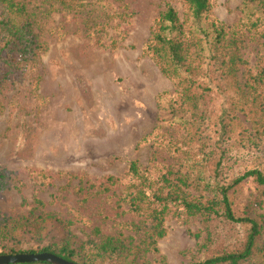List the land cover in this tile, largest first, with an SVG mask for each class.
<instances>
[{
    "label": "trees",
    "instance_id": "obj_1",
    "mask_svg": "<svg viewBox=\"0 0 264 264\" xmlns=\"http://www.w3.org/2000/svg\"><path fill=\"white\" fill-rule=\"evenodd\" d=\"M180 1L183 15L167 3L143 49L173 88L157 97L167 116L140 140L151 146L150 164L131 162L126 179L101 183L69 174L78 181L81 209L115 198L111 213L100 215L115 233L95 227L94 239L78 240L71 229L83 218L46 211L35 197L26 214L0 216V255L168 264L158 243L167 220L175 219L200 224L192 235L203 258L189 264H264V0H242L232 26L213 16L212 0ZM52 13L81 15L89 27L104 28L110 19L102 0H0V114L5 93L17 86L42 101L38 73L46 45L37 29ZM247 48L255 51L252 66ZM9 180L0 168V194ZM245 182L253 185L247 195Z\"/></svg>",
    "mask_w": 264,
    "mask_h": 264
},
{
    "label": "rangeland",
    "instance_id": "obj_2",
    "mask_svg": "<svg viewBox=\"0 0 264 264\" xmlns=\"http://www.w3.org/2000/svg\"><path fill=\"white\" fill-rule=\"evenodd\" d=\"M167 3L183 15L180 0H102L110 15L104 28L66 13L40 21L37 32L46 45L38 73L42 101L17 86L5 93L0 114V168L10 175L8 189L0 194L1 217L26 214L37 197L46 211L83 218L71 229L78 240L94 239L95 227L115 233L113 222L100 216L111 213L115 198L81 209L78 181H70L69 174L101 183L109 176L126 179L131 162L150 164L151 146L140 140L167 116L157 97L173 88L143 49ZM212 3L217 20L228 26L239 21L242 0ZM242 52L254 65L255 51ZM243 189L247 195L253 185L245 182ZM165 226L158 248L168 264L202 260L192 235L199 232V221L186 227L169 219Z\"/></svg>",
    "mask_w": 264,
    "mask_h": 264
},
{
    "label": "water",
    "instance_id": "obj_3",
    "mask_svg": "<svg viewBox=\"0 0 264 264\" xmlns=\"http://www.w3.org/2000/svg\"><path fill=\"white\" fill-rule=\"evenodd\" d=\"M39 262L49 264H72L48 253L0 255V264H31Z\"/></svg>",
    "mask_w": 264,
    "mask_h": 264
}]
</instances>
